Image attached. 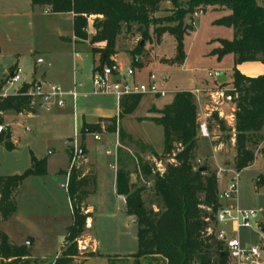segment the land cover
Wrapping results in <instances>:
<instances>
[{"label":"rangeland","instance_id":"obj_1","mask_svg":"<svg viewBox=\"0 0 264 264\" xmlns=\"http://www.w3.org/2000/svg\"><path fill=\"white\" fill-rule=\"evenodd\" d=\"M177 1L179 9L189 7V0ZM9 2L0 0V9ZM13 2L20 9L26 8L27 0ZM175 9L170 0L162 1L154 14L157 23L149 27L148 38H141L133 29L122 32L117 45L116 62L121 67H132L134 79L138 82H146L150 73L156 75L160 87L167 93L149 98L141 95L136 109L118 119L119 132L100 133L99 140H95L91 133L86 134V154L83 156L76 157L75 154L81 144L77 134L79 121L76 126L72 110L67 105L25 117H13L15 113L11 110L0 112V125L10 128L11 140L16 143L10 151L0 143V175L21 174L31 166V153L37 158H46L47 162L46 174L30 176L19 185L14 195L16 211L9 219L0 222V230L12 243L29 246L33 260L29 264H50L64 247L63 238L72 222V215L69 197L63 187L67 176L60 170H68L73 158L81 171L92 172L96 178L95 192L83 202L91 217L86 219L84 231L77 238L78 251H90V247L82 248L81 245H86L88 239H94L106 264H133L131 255L137 250V226L135 219L125 213L124 203L115 193L114 167L130 172V182L144 188L142 198L149 207L153 200L152 177L139 172L138 162L142 160L152 164L150 152L160 153L163 146L162 127L150 118L158 115L162 104L169 102L175 92L190 91L194 92L195 98H199L200 103L196 99L198 123L199 104H211L209 93L223 90L226 94L233 88L232 54H224L219 60L211 54V50L219 47L217 39L232 38V28L214 23L229 10L218 6L190 9L183 19V23L190 24L191 29L182 39L185 58L180 61L175 59L174 36L165 32L157 40L152 33L156 25L159 28L174 26L175 23H168V19L174 15ZM72 35L71 18L67 14L0 13V82L9 75L10 66L16 65L14 73L21 78L33 77V81L51 82L68 90L72 88L76 73V109H83L87 120L94 119L96 107L106 115L118 116L117 101L113 95L93 93L89 77L94 59L84 51L76 57L73 43L64 41ZM73 41L82 43L86 40ZM137 45L142 47L138 58L140 66H132L129 51ZM252 64L246 62L243 67L246 73L259 72L258 66ZM217 72L225 76L222 85L215 77ZM221 108L227 118L220 117L217 112L212 114L216 113L223 121V131L215 124H211V129L207 126L209 136L199 137L194 158L195 165L206 163L209 171L216 173L219 168L233 169V98L224 100ZM255 155L250 166L238 171L236 202L241 209L253 212L257 218H250L249 226L241 227L237 236L242 245L258 248L260 258L256 262L243 257L237 260V264H264V185L256 184L257 177L264 175V149L261 144L256 148ZM217 176L218 188L222 191L229 185L230 173L219 172ZM219 228L226 226L220 225ZM81 260V256H77L73 264H79ZM141 264H147V261L141 259Z\"/></svg>","mask_w":264,"mask_h":264},{"label":"trees","instance_id":"obj_2","mask_svg":"<svg viewBox=\"0 0 264 264\" xmlns=\"http://www.w3.org/2000/svg\"><path fill=\"white\" fill-rule=\"evenodd\" d=\"M165 0H30L33 10L48 13H71L73 37L78 41L87 40V18L101 17L93 21V35L89 38L92 53L99 54L97 67L111 65V57L118 52V41L122 32L134 29L143 39L149 37V27L157 23L154 14ZM175 12L168 19L174 26L159 28L152 33L157 40L163 33L176 40L175 59L184 61L182 39L191 29L184 24V16L192 8L218 6L228 9L214 21L216 25L230 27L232 38L217 39L219 47L211 54L221 59L224 54L233 56L232 90L228 93L235 105L233 113L234 156L233 169L240 171L250 166L255 159V150L261 144L264 149V73L246 76L236 66L244 62H260L264 65V0H189L188 8L179 9L177 0H170ZM135 27V28H133ZM142 47L129 51L131 65L140 66L138 58ZM106 56V58H104ZM16 65L10 66L13 74ZM34 81L24 83L15 94L0 97V112L11 110L16 114H35L29 107L28 97L23 94ZM221 83L220 85H222ZM141 95L119 98L118 116L99 117L96 122L81 123L79 136L81 144L76 157L86 154L85 135L119 132L118 119L132 112L138 106ZM196 98L190 91H177L172 100L158 110L150 121L160 125L163 131V146L160 153L150 152L152 164L139 160V172L152 177V205L147 207L142 198L143 187L130 182V172L116 169L115 193L124 198V211L135 219L137 226V250L131 255L133 264H227L229 258L221 242L214 235L216 212L221 206L219 200L218 177L214 171L201 172L194 158L198 137ZM1 122V121H0ZM218 126L223 131V121L217 114H211L207 123ZM0 143L8 151L15 148L8 127L0 132ZM71 156V151L69 152ZM71 158V157H70ZM72 159L68 170L66 192L71 204L72 222L63 238L64 247L50 264H73L77 256L82 260L98 255L95 251L79 252L77 238L83 233L85 221L91 217L86 211L84 199L96 190V178L92 172H83ZM161 173L157 163H163ZM31 166L21 174L0 175V222L9 219L16 211L14 195L19 185L30 176L47 173L46 158L30 154ZM264 185V175L256 180ZM32 257L26 244H14L0 230V264H29ZM81 264V262L79 263ZM110 264V263H109Z\"/></svg>","mask_w":264,"mask_h":264},{"label":"built area","instance_id":"obj_3","mask_svg":"<svg viewBox=\"0 0 264 264\" xmlns=\"http://www.w3.org/2000/svg\"><path fill=\"white\" fill-rule=\"evenodd\" d=\"M112 62L111 65H103L101 67L96 65L92 68L89 81L93 93L113 95L118 100L123 96L129 95L165 96L167 93L160 87L159 79L156 75L150 73L146 82H138L134 79L132 67L123 68L115 60L112 59ZM30 81L27 78H21L17 73L9 74L0 82V97L4 98L7 95L15 94L22 84ZM8 90H11V92ZM23 94L28 97L29 107L37 113L38 111L51 112L56 108H63L69 103L74 106L78 92L76 84H73L71 89L64 90L51 82L34 81L25 89ZM209 97L211 104H205L203 110L200 111V120L198 121V136L200 137L209 136L206 119L213 112H217L220 117L227 118L222 109L217 106L222 105L224 100H230L231 96L228 93L225 94L223 90H214L209 93ZM3 129L4 127L0 125V132ZM93 138L99 140V135L94 134ZM156 169L161 173L163 169L162 163H157ZM219 172L230 173V181L226 188L219 191L221 206L216 212L215 238L221 242L227 252L229 258L227 264H233V262L237 264V260L243 257L257 262L260 258L259 249L242 245L237 236L238 230L241 227H248L249 219L254 218L255 215L251 211L241 209L236 203L239 173L234 169L223 170L222 168H219ZM220 225H224L226 228H219ZM81 247L83 248L85 245H81Z\"/></svg>","mask_w":264,"mask_h":264},{"label":"crops","instance_id":"obj_4","mask_svg":"<svg viewBox=\"0 0 264 264\" xmlns=\"http://www.w3.org/2000/svg\"><path fill=\"white\" fill-rule=\"evenodd\" d=\"M5 1H10L9 2V4L7 3L6 5H5V7H2L1 9H0V13H4V14H9V15H12V14H20V13H27V14H30V15H39V14H49V15H56V13H48V12H43V10H33L32 9V7H31V3H30V0H27V5H26V8H24V9H20L19 7H18V5L16 4V3H14L13 2V0H5ZM12 12V13H11ZM61 14H67V16L69 17V18H71V24H72V18H73V15L71 14V13H61ZM95 18H99V19H101V17H96V16H90V17H88L87 18V25H86V33H87V36H88V39L86 40V41H84V42H82V43H75L73 40H75L74 39V37H73V35L70 37V39L69 38H66V40H64L65 38H63V40L64 41H68V42H72L73 44V47H74V52L76 53V57H78L79 56V53H81L82 51H84V52H87L88 54H91L92 55V57H93V65L94 66H96L97 64H98V62H99V54L98 53H92V51H91V48H92V46H91V44L89 43V38L93 35V32H94V30H93V21H94V19ZM80 49V51L78 50V51H76V49ZM117 54H118V52L115 54V55H113L112 57H111V59H113V60H115L116 61V56H117ZM251 63H253L252 65H257L258 66V68H259V72L258 73H255V74H252V73H246L245 72V70L243 69V67H244V65L246 64V62H244V63H241V64H238L237 66H236V68H237V70H239L241 73H243L244 75H246V76H257L258 74L259 75H261V74H263L264 73V65L263 64H261L260 62H251ZM96 64V65H95ZM93 66V67H94ZM17 68V67H16ZM76 75V73H74V75H73V79H72V86L71 87H73V84H76V87H77V85H78V83L76 82V80H75V76ZM27 79H29V80H34V78L33 77H27ZM38 81V80H37ZM90 82V81H89ZM91 84V83H90ZM65 87H68V86H65ZM71 89V88H70ZM69 90V89H68ZM193 94H194V92H192ZM78 96V95H77ZM194 96H195V94H194ZM145 97H153V96H151V95H145ZM196 97V96H195ZM116 98V97H115ZM76 99H77V97H76ZM76 99H75V103L74 104H76ZM197 99V98H196ZM171 100H172V98H171ZM170 100V101H171ZM210 100V99H209ZM116 101H117V108H118V113H119V100L116 98ZM141 101V100H140ZM169 101V102H170ZM211 101V100H210ZM169 102H167V103H169ZM140 103V102H139ZM167 103H163L162 104V107L165 105V104H167ZM197 103H200L199 102V98L197 99ZM205 104H207V103H205ZM205 104L203 103L202 105L201 104H199V106H200V110L202 111L203 110V108H204V106H205ZM210 104V103H209ZM67 107L69 108V109H71L72 110V114H73V118H74V123L76 124V126H77V123H78V121H79V125H78V127H77V134L79 133V129H80V126H81V123L83 122V121H86V122H90V123H92V122H96L97 121V119L99 118V117H103V118H108V117H113V116H116V115H106V114H104V113H102L101 111H100V108H95L94 109V111H95V113H94V119H86L85 118V114L83 113V109H76V106L74 105V106H72L71 105V103H69L68 105H67ZM219 109H222L221 108V105L219 106H217ZM234 111V110H233ZM30 115H33V114H16L15 113V115L13 116V117H15V116H19V117H25V116H30ZM157 116V115H156ZM198 120H200V118L198 119ZM118 123H119V121H118ZM9 127H11V126H9ZM9 130H10V128H9ZM10 132H11V130H10ZM106 134V133H105ZM111 134V133H110ZM99 135V134H98ZM93 136H94V134H93ZM198 137H200V136H198ZM234 140V139H233ZM12 141V140H11ZM13 143H14V145L16 146V143L13 141ZM234 145V144H233ZM114 170H115V174H116V168L114 167ZM219 182V181H218ZM114 183H116V179H115V182ZM114 190H115V186H114ZM117 195V194H116ZM117 197H119L120 198V200L124 203V198L122 197V196H119V195H117ZM236 201H237V199H236ZM237 203V202H236ZM137 231V230H136ZM94 239H92V240H87L88 242H87V244L85 245V247H90V251H95V252H97V254L98 255H96V256H92V257H89V258H87V259H85V260H83V261H81V264H106L107 262L104 260V258H103V256L104 255H102L101 253H99L98 252V250H97V246H96V244L94 243V241H93ZM86 242V241H85ZM29 247V246H28Z\"/></svg>","mask_w":264,"mask_h":264},{"label":"water","instance_id":"obj_5","mask_svg":"<svg viewBox=\"0 0 264 264\" xmlns=\"http://www.w3.org/2000/svg\"><path fill=\"white\" fill-rule=\"evenodd\" d=\"M104 58H106V56H104ZM215 77H216L217 81H218L220 84L223 83V82L225 81V76H224V74H223L222 72H217V73L215 74ZM28 80H29V79H28ZM206 169H207V165H206V163H203V164L198 168V170L201 171V172L206 171ZM63 187L66 188V185H64ZM254 218H257V215H254Z\"/></svg>","mask_w":264,"mask_h":264}]
</instances>
